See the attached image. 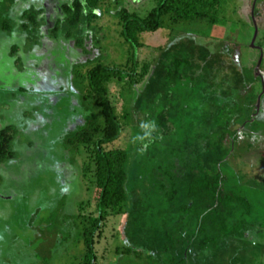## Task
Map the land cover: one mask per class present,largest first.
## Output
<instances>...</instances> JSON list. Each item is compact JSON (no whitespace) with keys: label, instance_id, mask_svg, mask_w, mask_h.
<instances>
[{"label":"rangeland","instance_id":"1","mask_svg":"<svg viewBox=\"0 0 264 264\" xmlns=\"http://www.w3.org/2000/svg\"><path fill=\"white\" fill-rule=\"evenodd\" d=\"M73 1L0 0V131L11 126L14 151L12 158L0 163V264L84 262L85 230L92 218L99 216L98 190L92 176L83 171L86 153L68 140L93 117L102 118L96 99L87 96L88 69L99 63L127 67L130 57L138 64V74L146 63L150 65L149 74L138 82L115 79L109 87V97L122 123L121 134L109 147L124 148L130 154L131 192L139 189V175L144 174L141 164L153 166L152 159L140 155L146 148V135L152 130L149 127L155 123L152 102H142L139 112V97L141 93L144 96L149 77H154L157 86L166 80L178 58L198 62L212 60L213 56L220 62L221 53L226 52L238 59L239 67L256 69L260 61L264 67V0H259L257 14L253 11L255 0H224L217 23L168 21L156 31L143 33V44L137 48L121 33L122 11L127 9L144 17L157 0H102L92 20L85 17L69 37L64 5ZM36 11L37 22L33 23L28 16ZM79 38L82 45H78ZM223 66L229 68V63ZM174 69V74L186 72V66ZM165 82L167 86L164 83L165 87L156 93V102L166 91L174 92V99L157 104L158 111L165 110L172 133L204 109L206 100L201 96L205 95L203 88L189 94L187 83L197 85L198 80H189L187 75L182 80L171 78ZM247 85L249 88H241L244 94L249 89L261 91L260 81ZM181 86L185 93H179ZM218 99L223 102L226 97L219 95ZM191 109L195 111L191 113ZM257 122L260 127L256 130L242 128L248 135H241L236 142L235 162L247 172L243 192L253 198L256 214L263 217L264 188H254L251 182L254 178L260 182L258 172L262 170H253L250 164L264 158V118L260 116ZM249 139L254 142L247 149L245 140ZM262 163L264 167V159ZM252 170L257 173L253 175ZM139 192L142 203L133 213L139 216L137 228L129 211L108 213L93 229L95 264H168L175 254L172 242L168 241L165 249L167 237L159 226L170 216L162 212L166 206L163 194L143 189ZM136 199V194L130 197L131 201ZM184 264H252L250 244L240 237L220 240L215 247L198 253L190 251Z\"/></svg>","mask_w":264,"mask_h":264},{"label":"trees","instance_id":"2","mask_svg":"<svg viewBox=\"0 0 264 264\" xmlns=\"http://www.w3.org/2000/svg\"><path fill=\"white\" fill-rule=\"evenodd\" d=\"M101 1L74 0L71 4L64 5L70 27L67 33L69 37L73 34L72 30L82 24L85 17L87 21L92 20ZM223 2L224 0H157L156 6L144 17L124 9L121 33L125 41L137 48L143 44L141 41L143 33L156 31L166 26L168 21L173 24L193 20L217 23ZM87 9H91L90 12ZM258 11L256 7V14ZM37 14L38 11L28 16L33 23L37 22L35 19ZM82 44V39L79 38L78 45ZM131 58L129 62L132 66H129L130 63L127 67L99 63L88 69L90 91L87 96L96 99L102 118L97 120L93 117L68 140L71 145L81 147L86 153L83 171L86 176L88 174L92 176L91 181L98 190L99 216L92 218L91 226L85 230L87 253L83 264H95L96 240L92 231L106 219L108 213L117 215L130 211L133 227L137 228L139 216L133 213L142 203V192L140 193L139 189L162 193L165 199L166 206L162 212L165 211L170 216L162 220L159 226L167 237L165 249L168 248V241L176 248L175 254L172 253L169 257L168 264H184L190 251L198 253L215 247L220 240L232 237L245 238L256 207L251 198L243 192L248 180L247 172L235 162L237 155L235 145L241 140V135H248L247 131L242 130L243 127L250 126L255 130L260 127L257 121L260 116L264 118V93L261 104L258 105V95L250 90L244 94L241 88H249L248 82L254 83L264 79L263 67H260L261 75L254 77V70L239 67L240 62L233 59L230 52L221 53L220 62L213 56L212 60L205 58L198 62L178 58L170 72L166 74L168 76L166 80L171 78L182 80L185 75L189 80H198L197 85L187 83L186 89L190 90L189 94L194 95L199 87L203 88L205 95L201 96L206 100V106L193 115L187 124L184 121L180 127L174 128L172 133H169L170 120L165 110L158 111L157 104L165 99H174L175 94L166 91L163 99H158L157 103L156 93H159L165 84L167 86V83L165 80L155 86L154 77H149L144 96L141 93L139 97V112L142 102L148 101L149 104L152 102L155 123L148 126L152 130L148 131L149 136L146 135L148 138L146 148L140 155L144 159H152L154 168L141 164V171L144 172L139 175L141 184L139 183V189L130 192V154L124 148L109 147L122 131L120 117L109 97V87L115 79L127 78L136 83L149 74L148 63L138 74V64L136 61L132 63ZM226 62L229 63V68L223 66ZM178 66H186L185 74L182 75L180 72L174 74V68ZM198 70H201V73H198ZM180 92L185 93L182 86ZM219 95L226 99L221 102L220 96L218 102ZM194 111L191 109V113ZM255 114L257 119L251 121ZM144 115L146 118L149 117L146 112ZM10 132L11 126L1 129L0 163L14 155V151L11 150L13 134ZM245 142L246 148L249 149L253 146L254 140L249 139ZM263 159L251 163V168L261 169ZM245 165L247 166L246 163ZM147 183L151 184L146 187ZM147 192L145 194H148ZM132 193L136 194L138 199L131 201ZM127 252L131 250L128 249Z\"/></svg>","mask_w":264,"mask_h":264},{"label":"crops","instance_id":"3","mask_svg":"<svg viewBox=\"0 0 264 264\" xmlns=\"http://www.w3.org/2000/svg\"><path fill=\"white\" fill-rule=\"evenodd\" d=\"M261 170L262 172H258V175L261 176L260 182H256L255 178L251 180L254 188L257 186L264 188V167H262ZM255 173L257 172L253 171L252 174L254 175ZM251 200L253 201V198H251ZM250 221V229L245 238L250 244L252 264H264V216L262 217L255 212L250 218Z\"/></svg>","mask_w":264,"mask_h":264},{"label":"flooded vegetation","instance_id":"4","mask_svg":"<svg viewBox=\"0 0 264 264\" xmlns=\"http://www.w3.org/2000/svg\"><path fill=\"white\" fill-rule=\"evenodd\" d=\"M257 5H258V3H257V0H255L254 1V3H253V11H254V13H256L255 11H256V7H257ZM256 30V29H255ZM252 45L254 46V44H253V42H252ZM261 51H262V54H264V47H261ZM260 67H262V64H261V61H260V63L256 66V69L254 68L253 70V76L254 77H257V76H260L261 75V71H260ZM263 69H264V67H263ZM258 72L257 74H255V72ZM263 78V77H262ZM257 81H260V83H261V91L260 92H258V93H256L255 91H253V94H257L258 95V105H260L261 104V99H262V95H263V93H264V79H262V80H257ZM255 83V82H254ZM250 90V89H249ZM251 91V90H250ZM252 92V91H251ZM257 119V116H256V114L254 115V117L252 118V120L251 121H255ZM3 129V128H2Z\"/></svg>","mask_w":264,"mask_h":264},{"label":"water","instance_id":"5","mask_svg":"<svg viewBox=\"0 0 264 264\" xmlns=\"http://www.w3.org/2000/svg\"><path fill=\"white\" fill-rule=\"evenodd\" d=\"M257 33H258V28L256 27L255 37H254V40H253V44H254L255 38H256V36H257Z\"/></svg>","mask_w":264,"mask_h":264}]
</instances>
